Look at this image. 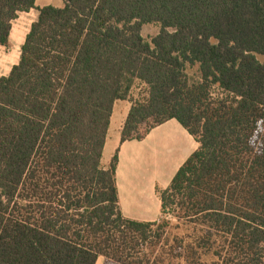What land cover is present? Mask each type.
Returning a JSON list of instances; mask_svg holds the SVG:
<instances>
[{
  "label": "trees",
  "instance_id": "1",
  "mask_svg": "<svg viewBox=\"0 0 264 264\" xmlns=\"http://www.w3.org/2000/svg\"><path fill=\"white\" fill-rule=\"evenodd\" d=\"M61 1L0 0V48L37 14L0 77V264H264V0ZM116 101L121 144L172 119L198 144L152 222L101 166Z\"/></svg>",
  "mask_w": 264,
  "mask_h": 264
},
{
  "label": "crops",
  "instance_id": "2",
  "mask_svg": "<svg viewBox=\"0 0 264 264\" xmlns=\"http://www.w3.org/2000/svg\"><path fill=\"white\" fill-rule=\"evenodd\" d=\"M119 102L116 101L112 108L102 152L103 158L107 151L108 159L103 163L101 158V166L107 167L118 149L115 179L121 213L129 220L152 222L160 213L157 190L169 186L179 168L197 150L198 144L174 119L151 130L142 141L121 144L120 130L130 104L124 101L128 106L119 109ZM95 264L113 263L99 257Z\"/></svg>",
  "mask_w": 264,
  "mask_h": 264
},
{
  "label": "rangeland",
  "instance_id": "3",
  "mask_svg": "<svg viewBox=\"0 0 264 264\" xmlns=\"http://www.w3.org/2000/svg\"><path fill=\"white\" fill-rule=\"evenodd\" d=\"M36 5L52 6L56 8L63 7L61 0H36ZM36 12L31 10L27 13H20L17 19L12 23L11 39L7 48L0 49V77L7 76L11 67L18 63L19 60V48L24 42V38L28 32L31 23L36 19ZM159 26L157 24H147L142 27V37L145 41L150 42L151 39L158 33ZM260 63L264 64V57H258ZM123 105L128 103L120 101L118 108L122 109ZM114 124L112 126V129ZM108 159L107 151L105 152L102 162L105 163Z\"/></svg>",
  "mask_w": 264,
  "mask_h": 264
}]
</instances>
